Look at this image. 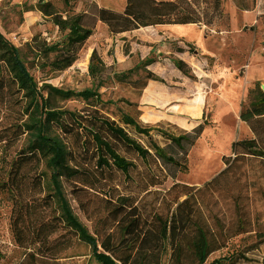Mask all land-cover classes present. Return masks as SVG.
<instances>
[{
    "label": "trees",
    "instance_id": "trees-1",
    "mask_svg": "<svg viewBox=\"0 0 264 264\" xmlns=\"http://www.w3.org/2000/svg\"><path fill=\"white\" fill-rule=\"evenodd\" d=\"M235 2L239 9L247 8L241 0ZM44 12L47 14L45 9ZM225 17L221 0H126L120 11L102 6L96 14L111 33L158 24L210 27ZM81 19L79 14L68 16L57 41L38 45V53L44 54L46 64L65 68L74 61L90 35ZM262 34L264 44V30ZM0 62L11 73L16 89L28 99L22 110L25 119L8 130L0 128V143L5 148L24 135V145L0 170V193L22 205V195L33 189H27L26 185L33 187L32 179L45 175V185L51 191L46 194L47 203L49 198L58 203L64 225L74 233V239L90 246L98 264H163L165 255L166 264H204L211 254L226 247L232 237L252 233L254 244L239 246L235 252H226L210 261V264H238L250 262L249 252L264 244V150L256 139L239 141L249 155L225 158L222 173L231 176L225 186L208 181L201 186L173 181L166 190H152L168 177L175 179L178 172L187 171V155L203 129L209 126L206 120L178 134L142 125L128 113H122L118 123L99 110L104 105L97 90L100 82L79 91L55 88L56 93L66 98H82L88 106L79 111L50 109L42 94L44 85H39L29 72L20 48L1 32ZM176 66L184 74L189 72L182 60H177ZM102 67L103 61L92 50L88 74L94 78ZM249 103L250 107L239 114L241 120L264 114V90L258 84L249 91ZM128 128L139 137L148 136L155 129L165 142L161 145L150 138L144 144L131 136ZM70 136L78 141L79 154L86 160H76L78 156L68 142ZM119 147L131 151L144 164L141 174H130L135 164L119 152ZM105 173L118 174L114 184L127 192L119 193L113 198L115 202L110 200L109 208L95 221L100 228L97 226L90 232L72 212L62 192L61 178L75 177L92 183L98 175L105 180ZM112 189L117 187L114 185ZM28 198L33 202L21 206V214L15 213L11 221L15 242L25 250L16 264H55L59 253L71 247V240L53 237L57 222L42 218L39 204L33 196ZM259 264H264V256Z\"/></svg>",
    "mask_w": 264,
    "mask_h": 264
},
{
    "label": "rangeland",
    "instance_id": "rangeland-1",
    "mask_svg": "<svg viewBox=\"0 0 264 264\" xmlns=\"http://www.w3.org/2000/svg\"><path fill=\"white\" fill-rule=\"evenodd\" d=\"M125 1L0 0V32L20 48L29 72L39 85H44L42 94L50 109L79 111L88 106L82 98H66L56 93L55 88L79 91L100 82L97 90L104 105L99 110L118 123L121 114L128 113L142 125L178 134L190 131L202 120L208 122L209 126L189 150L187 171L178 172L175 179L168 177L163 184L150 189L166 190L173 181L196 186L206 181L219 187L227 185L231 176L222 173L225 158L250 154L239 144L240 140L254 138L264 150V114L248 121L239 116L250 107L249 91L256 84L264 90V0H241L246 9H239L235 0H221L226 17L210 27L203 24L153 25L147 29L111 33L97 20V8L105 6L120 11ZM78 14L90 35L78 49L76 58L65 68L46 64L44 54L38 53V45L57 41L67 17ZM92 50L103 61L102 70L94 78L88 74ZM177 60L187 64V74L177 68ZM27 103L28 99L16 89L11 73L0 62V128L8 130L20 119H25L22 110ZM128 131L144 144L150 138L161 145L165 142L155 129L148 136L140 137L130 128ZM23 137L11 141L6 148L0 143V170L24 145ZM68 142L78 156L76 160H86L79 154L78 141L70 136ZM118 150L135 164L130 170L132 176L144 171V164L131 151L123 147ZM117 175L105 173V180L98 175L93 177L92 183L75 177L61 178L62 192L72 212L90 232L97 226L100 228L95 221L104 215L110 200L115 202L113 198L127 192L114 184ZM32 180L34 186L26 185V188L33 189L22 195V205L0 193V264H16L25 252L15 242L11 221L15 213L21 214V206L33 202L28 196H33L39 204L42 218H53L57 222L53 237L71 240V247L59 253L55 264H98L91 255L90 246L74 239V233L64 225L58 203L50 198L47 203L46 194L51 191L45 185V175ZM114 185L117 190L112 189ZM253 242L252 233L236 235L226 247L211 254L204 264ZM248 256L252 259L250 262L238 264H259L264 256V244L250 251ZM165 261L166 255L163 264Z\"/></svg>",
    "mask_w": 264,
    "mask_h": 264
},
{
    "label": "crops",
    "instance_id": "crops-1",
    "mask_svg": "<svg viewBox=\"0 0 264 264\" xmlns=\"http://www.w3.org/2000/svg\"><path fill=\"white\" fill-rule=\"evenodd\" d=\"M155 27H171V24H158V25H154ZM148 27H153V25H150V26H143V27H139V28H137V29H134L133 31H135V30H138V29H143V28H148ZM160 29H168V28H160ZM170 29H172V28H170ZM121 33H126V31H124V32H121ZM121 35H123V34H121Z\"/></svg>",
    "mask_w": 264,
    "mask_h": 264
}]
</instances>
